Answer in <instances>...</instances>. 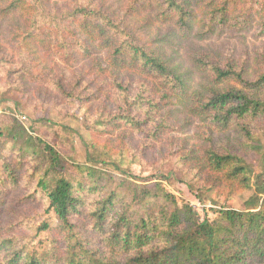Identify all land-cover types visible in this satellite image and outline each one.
<instances>
[{
  "label": "trees",
  "instance_id": "obj_1",
  "mask_svg": "<svg viewBox=\"0 0 264 264\" xmlns=\"http://www.w3.org/2000/svg\"><path fill=\"white\" fill-rule=\"evenodd\" d=\"M13 96L87 138L0 111V264H264V0H0ZM169 162L213 218L131 173Z\"/></svg>",
  "mask_w": 264,
  "mask_h": 264
},
{
  "label": "rangeland",
  "instance_id": "obj_2",
  "mask_svg": "<svg viewBox=\"0 0 264 264\" xmlns=\"http://www.w3.org/2000/svg\"><path fill=\"white\" fill-rule=\"evenodd\" d=\"M13 96L10 98V101L5 104V106L0 107V111L9 112L10 110L14 111V116L18 119L21 124L25 127H28L32 119L38 118H47L53 121H61L64 124L70 125L74 128L79 135L84 138H87V133L84 130L81 122L74 117L68 116L70 113L76 111L75 107L65 108L64 113L66 116L60 117L56 113L49 109L29 111L24 109L22 105L16 107L15 100ZM20 101V100H19ZM21 102V101H20ZM22 103V102H21ZM255 140L264 148V133L255 134ZM75 147L78 153V159L84 161L86 158V151L84 150L79 139H75ZM131 173L134 175L147 176L150 174H164L167 176V179L163 181V185L168 191L174 194L177 202L189 204L199 215L200 220L204 217L213 218L215 216V209H218L220 205L215 203V197L211 193L203 192H192L190 191L185 184V177L181 174L178 167L172 162L166 163L164 165H159L152 169H147L141 171L138 166L133 165L131 167ZM248 192H240L231 197V206L235 209H243V201L248 198Z\"/></svg>",
  "mask_w": 264,
  "mask_h": 264
}]
</instances>
